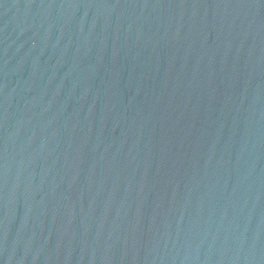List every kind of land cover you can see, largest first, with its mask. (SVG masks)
<instances>
[{"label":"water","instance_id":"95a60500","mask_svg":"<svg viewBox=\"0 0 264 264\" xmlns=\"http://www.w3.org/2000/svg\"><path fill=\"white\" fill-rule=\"evenodd\" d=\"M0 264H264V0H0Z\"/></svg>","mask_w":264,"mask_h":264}]
</instances>
